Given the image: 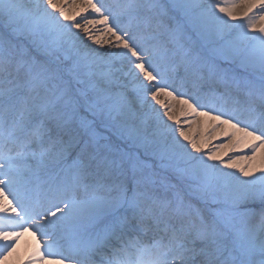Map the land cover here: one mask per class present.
Wrapping results in <instances>:
<instances>
[{"label":"snow or ice","instance_id":"6c2138e0","mask_svg":"<svg viewBox=\"0 0 264 264\" xmlns=\"http://www.w3.org/2000/svg\"><path fill=\"white\" fill-rule=\"evenodd\" d=\"M157 6L0 0V264H264V0L185 5L211 58L163 39ZM65 75L86 87L61 88ZM77 108L134 138L203 207L161 191L140 155L74 129Z\"/></svg>","mask_w":264,"mask_h":264},{"label":"bare ground","instance_id":"6f19581e","mask_svg":"<svg viewBox=\"0 0 264 264\" xmlns=\"http://www.w3.org/2000/svg\"><path fill=\"white\" fill-rule=\"evenodd\" d=\"M166 0H155L157 3V7L153 9L152 15L155 17V19L159 22L160 24V31L163 33L162 38L167 39L169 35H177L181 38V42L184 44V47L186 49H191L193 54L199 53L200 55L206 57V58H211L213 56V48L215 47L214 43V38L208 37L205 38L204 36L201 35L202 33V24L201 21L192 13H190L185 5L191 2V0H167L168 1V6L165 4ZM79 2V0H77ZM108 3H112L113 0H106ZM205 6L209 4V0H202ZM214 2V0H213ZM167 3V2H166ZM179 11V14L176 15L175 12ZM79 19V17L77 18ZM236 23H242V21H237ZM100 26H97V29H99ZM83 35V34H81ZM103 39H107L108 37L106 36H101ZM229 36H226L225 39H229ZM91 43V42H89ZM94 48H98L100 52H105L108 51L107 44H105L103 47L98 46L93 44L92 45ZM223 67L227 68L229 71V74H232L235 72L237 75H244V69L240 68H229L227 65H223ZM66 80H68V83L66 81H61L60 82V87L61 88H67L70 93L75 94L77 90L84 89L86 86L84 84H77L75 80H73L70 76H66ZM73 88V89H72ZM167 98L161 97L162 101H165ZM159 107V105H157ZM82 115H87L90 117L92 121L95 122L96 125L102 126V127H108L111 132H113L118 138L124 142L126 145L128 143V150L125 152L136 154V155H141L144 154L146 155L150 161L148 163L153 165V170L158 174V176L163 175L162 177L166 182L164 183L165 185L162 188L159 184V188L161 191H167L168 195L171 197L175 195L176 193H179L180 195H183L187 200H190L193 204L197 205L198 207H201L200 205L196 204L195 201L193 200L194 198L199 200L197 195L192 194L188 191L186 188L185 184L180 181V179L170 172L168 169L161 167V162L159 160H156L155 157L145 154V150L143 147L140 146V144L131 137H128L126 135H122L120 130L112 125L108 121H101L99 117H94L90 111L87 110V108H77V111L74 115L75 120L73 119L72 121V127L76 130H78L81 133H85V129L79 130L80 128L82 129V126H80V123L78 121V116ZM176 116H178L182 121L185 119L184 116L181 115L180 112V106L176 105V111L174 113ZM155 113H152V116L155 117ZM165 120L167 119L166 117L164 118ZM131 123L138 125L139 120L132 121ZM169 124H172V121H168ZM78 126V128L75 127ZM202 127L201 123L194 124L192 126V131L190 134L192 135H198V129ZM225 140L224 137H220L216 140H213L208 147H211L212 144L215 143H221ZM127 142V143H126ZM101 142H99L100 144ZM104 145V143H101ZM247 151V149H245ZM241 153H228V156L232 155H240ZM228 157L225 156L224 159H227ZM226 171H229L226 169ZM238 174V173H237ZM258 174V173H257ZM173 179L176 182L172 184L173 182L170 179ZM200 201V200H199ZM211 207H216V205H212ZM243 210V209H242ZM35 241L33 237L29 235H25L20 241V251L21 253H27L32 246L34 245Z\"/></svg>","mask_w":264,"mask_h":264},{"label":"rangeland","instance_id":"374dc122","mask_svg":"<svg viewBox=\"0 0 264 264\" xmlns=\"http://www.w3.org/2000/svg\"><path fill=\"white\" fill-rule=\"evenodd\" d=\"M167 2V3H166ZM165 4H167V6H168V1L166 0L165 1ZM175 14L176 15H178L179 14V11H177V12H175ZM67 75H65V77H64V80L66 81V83H68V80H66V77ZM63 80V81H64ZM73 89V88H72ZM74 120H75V117H74ZM78 121H79V123H80V126H82V129L80 128L79 129V127L78 126H76L75 125V127L76 128H78L79 130H83V129H85V133H88V132H90V131H95V133H96V136H97V141H98V143L99 142H103L104 143V145L105 144H111V145H113V146H118L120 149H122L123 151H127L128 150V143H127V145L124 143V142H122L119 138H118V136H116L113 132H111L110 130H109V128L106 126V127H102V126H98V125H96L95 124V122L94 121H92L91 119H90V117L89 116H87V115H82V114H80L79 116H78ZM75 122H76V120H75ZM100 143V145H102ZM141 156V159H143V160H145L147 163L150 161V159L146 156V155H144V154H141L140 155ZM162 177H164L163 175H161V176H156V180H157V183L162 187V188H164L163 186L165 185L164 183L166 182ZM170 179V178H169ZM173 183L172 184H174L176 181H174L173 179H170ZM176 184H177V182H176ZM194 201H195V203L196 204H198V205H200L201 207H203V204H202V202L201 201H199V200H197V199H193Z\"/></svg>","mask_w":264,"mask_h":264}]
</instances>
